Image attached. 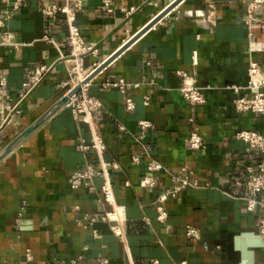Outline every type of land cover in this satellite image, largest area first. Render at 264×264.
Wrapping results in <instances>:
<instances>
[{"label": "crops", "instance_id": "0c3cea01", "mask_svg": "<svg viewBox=\"0 0 264 264\" xmlns=\"http://www.w3.org/2000/svg\"><path fill=\"white\" fill-rule=\"evenodd\" d=\"M172 1L82 0L79 8L78 0H24L14 11L0 0V17L6 19L1 31L12 33L18 44L0 47V79H7L0 91L14 105L36 68H49L20 102L19 114L6 123L0 116V151L70 91L64 86L70 69L66 18L62 14L47 18L44 6L76 11V24L86 43L99 50L85 58V68L91 70ZM212 7L215 17L208 22L205 17ZM131 8H135L131 15L122 11ZM245 9L244 0H184L89 83L88 94L100 102L96 128L107 146L105 159L119 166L110 174L116 199L125 206V240L116 237L107 223H79L85 214L99 217L106 206L100 176L94 177L91 189L71 187L74 172L89 164L98 170L99 164L92 151H81L82 141L91 143L92 132L67 103L0 162V264H56L81 254L87 264L103 260L110 264H242L237 240L257 236L264 219V210L247 211V193L235 185L246 176L248 166L261 161L237 133L264 134V115L240 113L233 103L237 95L232 87L247 86L250 62H257L264 74V33L255 30L252 37L263 50L249 52ZM178 72L205 88L206 104L193 106L183 98ZM120 79L137 86L126 95L135 103L132 111L126 109V98L118 89L106 87ZM146 96L149 105L144 104ZM142 120L153 124L143 139ZM192 132L203 137L204 149L188 147ZM133 156H141L140 162L134 163ZM151 158L173 173L191 169L198 183L163 205L168 213L164 221L158 219L156 200L170 180L163 172L148 171ZM150 175L161 185L141 188L140 182ZM187 226L200 231L199 241L188 238ZM254 258V264H264V248L254 249Z\"/></svg>", "mask_w": 264, "mask_h": 264}, {"label": "built area", "instance_id": "2783aa9c", "mask_svg": "<svg viewBox=\"0 0 264 264\" xmlns=\"http://www.w3.org/2000/svg\"><path fill=\"white\" fill-rule=\"evenodd\" d=\"M24 0H4V2L11 4L14 11L19 10ZM245 1V28L250 37L249 52H261L263 46L252 40L255 30H260L264 33V0H244ZM82 0H78V7L81 8ZM106 9L109 13H113V9L109 4H106ZM126 15L134 13L135 8L130 10H122ZM42 13L47 18L53 19L57 14H62L66 18V24L68 28V34L66 37V43L69 48L68 61L70 63L69 80L64 83L65 87H69L71 92L75 87L84 82L101 64H94L91 70L85 68V58L87 56H95L99 50L95 46L88 45L81 34L79 27L76 24V11L68 6H44ZM205 17V16H204ZM215 17V9L212 7L209 14L205 17L208 22H212ZM6 19L0 17V47H18V44L14 40L12 33L7 31H1L5 26ZM45 40L52 42L49 37H45ZM49 68L47 66H40L36 68L34 74L24 84L23 94L20 96V100L16 104L9 103L10 97L4 95L2 90L0 91V116L3 123L11 120V118L19 114V104L24 100L27 95L38 86ZM178 75L182 77L183 81L180 86V93L183 98L193 106H202L206 104L207 97L205 95V88L198 86L192 76H189L185 72H178ZM249 82L246 87H232L233 91L237 95L233 101L235 109L240 113L252 112L257 115H264V74L261 66L257 62H250L248 68ZM7 84V79L2 77L0 79V87L4 89ZM88 85L82 87L80 92L72 97L68 101V105L71 108L75 117H81V120L88 124L92 132V141L90 144H86L84 141L80 144V149L83 152L92 151L95 156L96 162L99 164V169L96 170L93 165L89 164L85 169L77 170L71 176V187L74 190H79L82 187L93 188L92 182L94 177L100 176L103 180L101 192L102 201L106 206V209L99 217L90 216L85 214L83 219L79 221L82 223L86 221L87 225H94L98 221L107 223L110 225L112 233L125 240L126 238V217L125 206L118 203L115 192L110 169H118L119 166L116 162H109L105 159V153L107 146L103 137L98 133L96 128V116L95 112L100 106V102L91 97L88 94ZM106 87L118 89L121 94L126 98V109L132 111L135 109V103L132 98L127 97V92L136 85L127 83L125 80L120 79L118 81L109 82ZM243 91V93H241ZM144 104H150L149 96L144 98ZM141 127L142 136L145 138L146 132L153 127V124L149 121L142 120L139 122ZM124 130L123 127L120 128ZM236 137L247 144L251 149L261 156V161L256 166H248L246 176L242 179L235 181V185L244 188L247 196H245L246 209L249 212H256L258 210H264V134L252 130H242L237 133ZM188 147L191 150H202L205 148V142L203 137L197 133L192 132L186 140ZM134 163H139L141 156H133ZM147 169L151 174L163 172L170 180V186L162 192L157 200V210L159 213V220L164 221L168 213L164 208V204L173 198H177L180 193L192 187H197L198 183L194 179V173L189 168H182L179 173L170 172L165 166L156 159L151 158L148 162ZM161 185V182L154 178L152 175L143 178L140 182V187L147 189H155ZM79 210V207L75 208ZM259 236L264 240V219L261 220L259 229ZM186 235L193 241H199L201 239L200 231L192 226H187ZM94 236L99 237L97 232L94 231ZM88 247L84 248L87 251ZM28 258L30 251L27 252ZM84 255L81 254L76 258L59 260L56 264H87L84 262ZM101 264H110L109 260H103ZM154 264H158L155 261ZM183 264H186L185 262Z\"/></svg>", "mask_w": 264, "mask_h": 264}, {"label": "water", "instance_id": "95a60500", "mask_svg": "<svg viewBox=\"0 0 264 264\" xmlns=\"http://www.w3.org/2000/svg\"><path fill=\"white\" fill-rule=\"evenodd\" d=\"M184 0H173L167 7H165L146 27L137 32L120 50L110 56L104 61L84 82L75 87L71 92L67 94L61 101L53 106L42 118H40L35 124L29 127L15 140L9 143L5 148L0 151V162L8 156L17 146H19L29 135L37 130L48 118L55 114L59 109L64 107L68 101L75 97L82 87L90 83L103 69H105L116 57H118L127 47H129L134 41L140 38L145 32L156 25L159 21L165 18L171 13L179 4ZM248 238V239H247ZM264 248V240L257 234L244 235L242 239L237 240V249L241 252L242 264H254V249Z\"/></svg>", "mask_w": 264, "mask_h": 264}, {"label": "bare ground", "instance_id": "6f19581e", "mask_svg": "<svg viewBox=\"0 0 264 264\" xmlns=\"http://www.w3.org/2000/svg\"><path fill=\"white\" fill-rule=\"evenodd\" d=\"M173 2V1H172Z\"/></svg>", "mask_w": 264, "mask_h": 264}]
</instances>
